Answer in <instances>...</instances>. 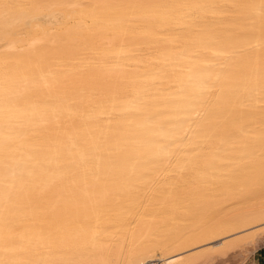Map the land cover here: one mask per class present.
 <instances>
[{
    "label": "bare ground",
    "instance_id": "1",
    "mask_svg": "<svg viewBox=\"0 0 264 264\" xmlns=\"http://www.w3.org/2000/svg\"><path fill=\"white\" fill-rule=\"evenodd\" d=\"M263 244L264 0H0V264Z\"/></svg>",
    "mask_w": 264,
    "mask_h": 264
},
{
    "label": "rangeland",
    "instance_id": "2",
    "mask_svg": "<svg viewBox=\"0 0 264 264\" xmlns=\"http://www.w3.org/2000/svg\"><path fill=\"white\" fill-rule=\"evenodd\" d=\"M239 249L234 250L235 252H231L228 255H224L222 257L214 255L213 257H210L209 259L205 261H197L195 264H246L249 255L254 252L255 250L251 249L249 245H246V247L243 249L241 253V257L239 255V258L235 253L239 252ZM253 250V251H252ZM238 257V259L236 257ZM235 257V258H233ZM206 262V263H205ZM210 262V263H209Z\"/></svg>",
    "mask_w": 264,
    "mask_h": 264
},
{
    "label": "crops",
    "instance_id": "3",
    "mask_svg": "<svg viewBox=\"0 0 264 264\" xmlns=\"http://www.w3.org/2000/svg\"><path fill=\"white\" fill-rule=\"evenodd\" d=\"M246 264H264V244L259 246L254 252H252Z\"/></svg>",
    "mask_w": 264,
    "mask_h": 264
}]
</instances>
